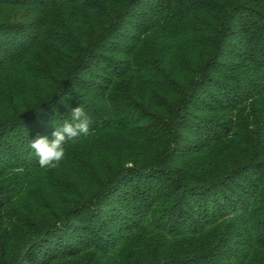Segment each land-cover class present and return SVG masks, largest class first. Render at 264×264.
Wrapping results in <instances>:
<instances>
[{
    "label": "trees",
    "instance_id": "1",
    "mask_svg": "<svg viewBox=\"0 0 264 264\" xmlns=\"http://www.w3.org/2000/svg\"><path fill=\"white\" fill-rule=\"evenodd\" d=\"M0 264H264V0H0Z\"/></svg>",
    "mask_w": 264,
    "mask_h": 264
},
{
    "label": "clouds",
    "instance_id": "2",
    "mask_svg": "<svg viewBox=\"0 0 264 264\" xmlns=\"http://www.w3.org/2000/svg\"><path fill=\"white\" fill-rule=\"evenodd\" d=\"M90 117L82 106L72 109L71 119L64 120L56 126L52 139L38 137L31 141L30 148L34 151L41 168H56L66 154L65 145L75 143L82 137H87L90 132Z\"/></svg>",
    "mask_w": 264,
    "mask_h": 264
}]
</instances>
